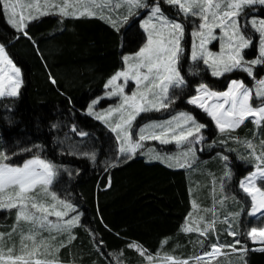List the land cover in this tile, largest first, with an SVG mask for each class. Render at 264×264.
Instances as JSON below:
<instances>
[{"label": "trees", "instance_id": "1", "mask_svg": "<svg viewBox=\"0 0 264 264\" xmlns=\"http://www.w3.org/2000/svg\"><path fill=\"white\" fill-rule=\"evenodd\" d=\"M163 8L170 16L175 11L168 5H163ZM250 14L264 15V9L258 8ZM188 26L186 23L185 51L181 61L182 75L188 86L182 91L176 90L179 98L171 108L142 114L136 123L167 119L178 111L190 112L205 123L207 128L204 133L208 138L204 141L212 139L214 147L206 150L201 146L197 149L202 159L197 166V175H189L184 169H170L140 152L131 159L117 160L118 144L114 134L86 114L89 104L102 95L107 79L123 67L122 55L137 51L143 44L145 36L137 21L131 19L117 32L110 24L95 17L72 19L46 15L28 22L26 31L31 37L28 39L6 22L5 15H0V43L6 44L9 56L20 68L23 79L17 97L0 99V150L11 155L9 162L14 164H22L34 155L53 162L58 174L51 190L61 199L74 204L77 212L81 213L80 226L72 229L75 239L58 252L55 248L60 241L67 240V233L51 234L55 239L49 240L52 245L48 249L49 257L58 258L60 264H120L121 261L122 264H147L144 257L128 247L131 242L141 245L154 258L157 253L182 259L200 255L209 250L208 245L215 242V235L209 234L205 240L198 233L182 234L179 229L191 211L193 195L202 198L222 180L226 193L235 197L228 203L231 204L229 209L241 213L238 217L239 230L244 232L259 224L257 218L247 215L250 200L239 188V181L253 171V162L247 157L237 158L236 153L228 150V146L234 147V141L219 143L224 136L216 133L211 120L186 104L200 82H217L218 87L223 89L231 79H242L246 84L250 79L240 71L219 79L210 78L205 71L192 75L186 49L190 35ZM132 32L139 35L140 40L129 46ZM253 53L254 47L246 50V57ZM245 126L243 131L235 130L231 136L235 137L239 132L238 140L257 141L258 135L255 138L253 135L254 126L249 123ZM73 127L76 132L72 131ZM81 131L88 135H77ZM261 137L264 138V133ZM65 139L71 141L70 145L82 143L81 150L78 152L75 146V150H69ZM151 145L163 153L176 150L173 143L153 142ZM86 152L96 153L95 162L82 154ZM218 154L228 156V161L225 163ZM109 162L117 166L106 168ZM227 169L231 172L228 180L225 179ZM212 177L214 183H211ZM237 200L240 207L234 204ZM197 202L200 206L206 205L200 199ZM219 212L224 213V209ZM217 221L219 242L231 243L233 237L226 233L227 225L221 224L222 220ZM15 223V209L0 210V233L7 234ZM29 227V224L21 222L10 240L5 235V250L15 245L13 254H21L19 233H27ZM41 235L46 239L50 236L48 232ZM240 239L247 243L249 249L260 246L245 237ZM200 240H204L203 247L198 242ZM25 243L27 251H32V242ZM39 250L45 248L40 247ZM221 252L227 255H218L208 264H242L230 249L223 248ZM245 259L246 264H264V252L249 251ZM153 264L165 262L155 258ZM190 264H195V261L190 259Z\"/></svg>", "mask_w": 264, "mask_h": 264}, {"label": "snow or ice", "instance_id": "2", "mask_svg": "<svg viewBox=\"0 0 264 264\" xmlns=\"http://www.w3.org/2000/svg\"><path fill=\"white\" fill-rule=\"evenodd\" d=\"M163 5L175 10L172 16L166 14ZM257 6L264 9V0H29L28 4L22 3V0H0V15H6V22L28 39H31L26 31L28 22L40 16L59 15L76 19L95 17L104 20L119 32L130 18L144 13L140 24L146 34L144 43L137 51L122 55L123 67L106 81L104 88L107 91L104 97L93 100L87 109L89 115L104 123L115 134L118 142L117 160L120 157L125 160L133 158L144 147V141L156 140L160 144L174 142L182 151L174 155H161L148 149L145 154H150L151 158L166 163L168 167L177 168L191 167L195 161L196 145L204 141L203 130L207 125L192 113L181 111L169 120L151 121L138 129L133 127L142 113L171 108L179 98L176 90L182 91L188 86L181 67L186 23L193 25L189 58L194 65L202 62L216 78L240 71L255 81L253 88L242 79H231L225 90H216L208 83L200 82L195 86V94L187 99L189 105L201 109L211 118L222 136L227 134L219 143L226 144L228 139H233L250 150L249 156L255 162L254 170L239 181V188L250 198L247 215L259 221L256 226L241 232L238 224L241 213H228L221 222L227 225V234L233 237V241L222 244L216 229L218 217L215 204L213 209L206 210L212 212L211 220L199 217L197 222L190 212L182 231L196 232L205 240L209 234L216 237L215 242L208 245L209 250L190 258L195 264H208V261L218 255H227L221 253L223 248L236 254L242 264H246L245 258L249 251L264 252V138L259 140L260 151L257 152L253 139L239 141L231 136L232 132L249 119L257 129L253 134L254 138L258 135V130L264 127V76L258 78V70L264 68V15L250 14ZM25 9L34 11L25 14ZM120 9L123 11L120 12ZM213 41H218L219 51H212L208 47ZM253 47L256 48V55L251 59L246 58V50ZM189 71L192 75H197L200 69L193 68ZM129 81L134 82L135 89L127 93L125 88ZM52 82L55 83V80ZM22 85L20 68L10 58L6 44L0 43V97H17ZM105 97H117L119 102L96 112L95 105ZM253 101L258 103L254 104ZM72 131L76 132V128L73 127ZM77 135L83 137L88 133L81 131ZM82 154L95 162V152ZM218 155L225 163L228 161V156ZM11 159V155L0 150V210H16V223L12 230L7 234L0 233V264H60L58 258L35 259L36 253L40 247H44L46 252L52 247L49 240L55 239L51 235L53 232L67 233V240L60 241L55 248L56 252L70 244L75 239L72 229L80 226L81 214L74 204L61 199L51 190L58 174V168L53 162L39 155H34L22 164L10 163ZM116 166V163L109 162L106 168ZM225 178H231L230 170L225 172ZM108 186H111V178ZM220 190L224 191L223 180ZM228 198L224 196L217 203L223 206L224 200ZM192 207L199 208L195 200L192 201ZM50 216H54L56 220L49 219ZM21 222L30 227L27 233H19L21 254L14 255L15 245L5 250V235L10 240ZM43 231L49 232V238L42 237ZM240 237H245L253 244L258 243L260 247L249 249ZM25 241L32 242V251H27ZM198 242L201 247L204 246V240ZM128 247L144 257L147 264H153L155 258L163 260L165 264H190V259L168 254L160 256L157 253L154 258L136 242L129 243Z\"/></svg>", "mask_w": 264, "mask_h": 264}, {"label": "rangeland", "instance_id": "3", "mask_svg": "<svg viewBox=\"0 0 264 264\" xmlns=\"http://www.w3.org/2000/svg\"><path fill=\"white\" fill-rule=\"evenodd\" d=\"M41 2H42V0H41ZM22 3H24V4H28L29 3V0H22ZM258 8H260V6H257L256 7V9H258ZM28 11H34L33 9H25V14H27V12ZM120 12H122L123 11V9H120L119 10ZM71 18V17H70ZM5 19H6V21H7V17H6V15H5ZM133 20V21H137V25H138V27L142 30V32L144 33V31H143V29L141 28V26H140V24H141V21L144 19V13L142 12L141 13V15L140 16H134V17H132V18H130L129 19V21H128V23L130 22V20ZM32 21V20H31ZM127 24V23H126ZM126 24H124L123 26H125ZM192 27H193V25H189L188 26V30L190 31V33H191V31H192ZM217 32H219V30H217ZM131 36H130V38H129V46H134L135 44H137L138 42H139V40H140V36L139 35H136L134 32H132L131 34H130ZM146 34L144 33V36H145ZM144 41H145V39H144ZM192 41H193V37L191 36V35H189V39H188V43H187V46H186V49L188 50V54H189V57H190V51H191V45H192ZM144 43V42H143ZM185 45V44H184ZM208 47L212 50V51H219V43H218V41H213L211 44H209L208 45ZM185 49V48H184ZM252 55V56H251ZM256 55V48L254 47V53L253 54H248V57H246V58H248V59H251V58H253L254 56ZM189 60H190V58H189ZM190 69L192 68H199L200 69V71H205V73H207V75L210 77V78H216V77H213L212 75H211V71H210V69H208V68H206L204 65H203V63L202 62H199L198 64H193V62L190 60ZM245 74V76L248 78V79H250L249 80V82L247 83V85L249 86V87H255V81L254 80H252L251 78H249L248 76H247V74L246 73H244ZM262 76H264V68H260V70H259V72H258V78L259 77H262ZM221 78V77H220ZM216 79H219V78H216ZM215 80V79H214ZM212 88H214V89H216V90H225L226 89V86L223 88V89H221L220 87H218L219 85H218V83L217 82H213L212 84L210 83L209 84ZM135 89V85H134V82H132V81H129V83H128V85H127V87L125 88V91L127 92V93H130L131 91H133ZM194 89H195V87H194ZM194 89H193V91H194ZM178 90V89H177ZM107 91V90H106ZM105 91V92H106ZM105 94V93H104ZM195 94V93H194ZM102 97H104V95L102 96ZM2 98H4V97H0V99H2ZM119 101H118V98L117 97H112V98H107V97H105V98H103V99H101L100 100V102L97 104V105H95V111L96 112H100V111H103V110H106V109H108L110 106H114V105H116L117 103H118ZM253 103L255 104V103H258V101H253ZM186 104L187 105H189L188 103H187V100H186ZM189 106H191V107H193V108H195V109H197V110H199L200 112H203L201 109H199V108H196L195 106H193V105H189ZM153 112H156V111H153ZM179 112H181V111H178V112H176L174 115H176L177 113H179ZM185 112H187V111H185ZM149 113H151V112H149ZM204 113V112H203ZM86 114H88L87 113V110H86ZM142 114H146V113H142ZM141 114V115H142ZM205 114V113H204ZM89 115V114H88ZM140 115V116H141ZM173 115V116H174ZM206 115V114H205ZM90 116H92V115H90ZM139 116V117H140ZM207 116V115H206ZM93 118H94V116H92ZM139 117H137V119L139 118ZM172 117V116H171ZM171 117H169V118H167V119H163V120H153V121H157V122H163V121H166V120H169ZM208 117V116H207ZM210 120H211V118L210 117H208ZM97 120V119H96ZM97 121H99V120H97ZM137 121V120H136ZM136 121H135V123H134V129H138L140 126H142L143 124H137L136 123ZM100 123H102L101 121H99ZM149 122H151V121H149ZM212 122V124H213V126L215 127V124H214V122L213 121H211ZM146 123H148V122H146ZM246 123H249V124H251V125H253V123L251 122V119H249V120H246L245 121V123L244 124H242L239 128H237L236 130H238L239 132L240 131H243L244 129H245V125H246ZM103 125H105L104 123H102ZM145 124V123H144ZM106 126V125H105ZM254 126V125H253ZM107 127V126H106ZM108 128V127H107ZM109 129V128H108ZM215 130H216V133H219L218 132V130L216 129V127H215ZM264 127H262V128H260L259 130H258V140L257 141H255L254 143L257 145V152H259L260 151V148H259V140L262 138L261 137V135H262V133H264ZM238 132V133H239ZM254 133L255 132H257V129L255 128V126H254V131H253ZM237 133V132H236ZM235 134V137H239L238 135L239 134ZM114 134V133H113ZM233 133H231V135H232ZM203 135H204V137L207 139L208 138V135L207 134H205L204 133V130H203ZM114 136H115V134H114ZM226 138V136H224L223 137V140ZM250 138H252V137H250ZM205 140V139H204ZM230 140H232V141H234L233 143H236L235 145H234V147L232 146V147H230V146H228V150H231V151H233L234 153H236V157L237 158H241V157H247V158H249L252 162H253V165H254V161L251 159V157L249 156V149H247L245 146H244V144L243 143H239V142H237L236 140H233V139H228L227 141H229V142H231ZM244 140H246V139H241V140H239V141H244ZM65 141V145H66V147L69 149V150H75L74 149V146L76 147V149H77V151L79 152V150H81L80 148H82V143H75V144H73V145H70L71 144V141L69 140V139H65L64 140ZM236 141V142H235ZM153 142H156V143H159V141H156V140H146V141H144V147L142 148V149H140V150H138V152H140L141 154H144V155H146L147 156V158H149V159H151V160H157V159H153V158H151V155L150 154H145V153H147V150L148 149H153L155 152H158V153H160L161 155H174V154H177V153H179L180 151H182V149L181 148H179L174 142H173V144L176 146V150L175 151H173V152H171V153H163V152H159V151H157L151 144L153 143ZM117 144H118V142H117ZM211 145V146H210ZM201 146H203L202 148H204V149H206V150H209V149H211L212 147H214V142H213V140L212 139H210V140H208V141H203L201 144H199V145H196V148L198 149L199 147H201ZM72 148V149H71ZM137 152V153H138ZM207 152V151H206ZM244 154V155H243ZM122 160H125L123 157H120ZM160 161V160H159ZM202 161V159L200 158V153H198L197 151H196V159H195V164H199V162H201ZM193 162V163H194ZM253 170H254V168H253ZM249 200H250V198H249ZM50 202V201H49ZM197 204H198V202H197ZM78 213H80V212H78ZM81 214V213H80ZM81 217V216H80ZM49 219H51V220H53V221H55L56 220V218L54 217V216H50L49 217ZM43 232H47V231H43ZM49 233V232H48ZM51 234H56V232H53V233H51ZM252 242V241H251ZM258 244V243H257ZM260 247V246H259ZM50 252H49V250H47V252L45 251V250H39L38 249V251H37V253H36V256H35V259H41V260H44V259H53V258H51V257H49L50 256V254H49ZM222 253V252H221ZM207 259V258H206Z\"/></svg>", "mask_w": 264, "mask_h": 264}, {"label": "crops", "instance_id": "4", "mask_svg": "<svg viewBox=\"0 0 264 264\" xmlns=\"http://www.w3.org/2000/svg\"><path fill=\"white\" fill-rule=\"evenodd\" d=\"M70 18V17H69ZM72 19H76V18H72ZM103 22H105L104 20H103ZM52 78H50V81L52 82ZM108 80V79H107ZM106 83V82H105ZM105 85V84H104ZM103 89H104V91H103V93H102V95L100 96V97H102L103 95H104V93H105V91H106V89L103 87ZM99 98V97H98ZM159 161V160H158ZM161 162V161H160ZM163 163V162H162ZM163 164H165L166 166H167V164L166 163H163ZM197 166H198V163L197 164H195V162L192 164V166L191 167H185V168H177V167H169L170 169H173V170H177V169H184L185 170V172L186 173H189V175H197V173H199L198 172V169H197ZM227 171H229V169H227ZM212 174H213V172H212ZM214 177H212L211 178V183H214L215 182V179H213ZM226 180H228V178H225ZM214 189H215V191H214ZM246 195V194H245ZM194 197L190 200L191 201V213H192V217L194 218V219H196L197 220V222H199V217H204L206 220H211L212 219V212L211 211H206V210H211V209H213V207H214V204H215V211H216V213H217V220H222L223 221V219H224V217H225V215H227L228 213H234L235 211H233V210H231V209H229L230 208V205H228V203L230 202H232L233 201V199L231 198V196H229L227 193H226V191H225V185H224V191L223 192H221V190H220V185H218V186H216V185H213L212 186V189H211V191L206 195L205 194V196H203L202 198H197L198 196L197 195H193ZM224 196H228L229 198L228 199H225L224 200V203H223V206H221L219 203H217V201H219V200H221ZM198 199H200L202 202H206V205L205 206H200L199 204H197V205H199V208L198 209H193V207H192V201L193 200H195L196 201V203H197V200ZM238 201V202H237ZM237 201H235L234 202V204H236V206H239L240 207V205L238 204V203H240L239 202V200H237ZM209 203V205H207ZM250 207V206H249ZM221 209H224V213L223 212H219L218 213V211L219 210H221ZM218 214H222L221 216H218ZM189 215V214H188ZM188 217V216H187ZM186 217V218H187ZM250 217V216H249ZM186 218H185V220L183 221V224H182V226L185 224V221H186ZM218 222V221H217ZM221 224H223V225H225L224 223H222L221 222ZM203 225L201 224V227H202ZM179 231H180V233H182V234H187L188 232H184V231H182V227L179 229ZM226 233H227V228H226ZM196 233V232H195Z\"/></svg>", "mask_w": 264, "mask_h": 264}]
</instances>
